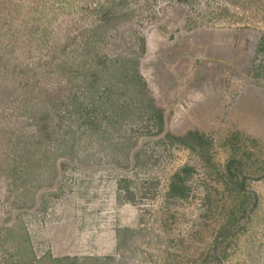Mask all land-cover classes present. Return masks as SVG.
Wrapping results in <instances>:
<instances>
[{"label": "rangeland", "instance_id": "1", "mask_svg": "<svg viewBox=\"0 0 264 264\" xmlns=\"http://www.w3.org/2000/svg\"><path fill=\"white\" fill-rule=\"evenodd\" d=\"M28 240L264 264V0H0V264Z\"/></svg>", "mask_w": 264, "mask_h": 264}, {"label": "trees", "instance_id": "2", "mask_svg": "<svg viewBox=\"0 0 264 264\" xmlns=\"http://www.w3.org/2000/svg\"><path fill=\"white\" fill-rule=\"evenodd\" d=\"M161 122H162V120H161ZM191 137L194 139V141L196 140L194 134H192ZM176 141L179 142L180 144L185 145V146H190L191 145V143H189L186 139H184V140L183 139H178ZM185 171H188V169H185ZM177 178H179V180H177L176 182H174L172 184L171 195L174 196V197H176V196L182 197V196L185 195V188H184V186L182 184L183 183V179H181L180 177H177ZM28 241H30V240H28ZM30 248H31V251H30L31 252V260L28 261V264H42L45 261V259L48 257V255H47V257H45L44 259L37 260L36 259V253H35V251L33 249L31 241H30ZM61 264H63V263L61 262Z\"/></svg>", "mask_w": 264, "mask_h": 264}, {"label": "built area", "instance_id": "3", "mask_svg": "<svg viewBox=\"0 0 264 264\" xmlns=\"http://www.w3.org/2000/svg\"><path fill=\"white\" fill-rule=\"evenodd\" d=\"M52 207H53V206H52ZM34 237H35V240L38 241L37 236L35 235ZM39 258H40V257H39Z\"/></svg>", "mask_w": 264, "mask_h": 264}]
</instances>
